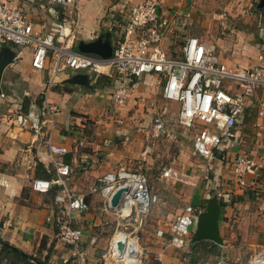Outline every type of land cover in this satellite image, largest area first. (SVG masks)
Returning <instances> with one entry per match:
<instances>
[{"label":"crops","instance_id":"1","mask_svg":"<svg viewBox=\"0 0 264 264\" xmlns=\"http://www.w3.org/2000/svg\"><path fill=\"white\" fill-rule=\"evenodd\" d=\"M75 1L70 9L54 0H0L19 8L35 33L70 35L75 52H79V42H90L101 35H109L113 45L129 9L143 0ZM162 1L159 9L171 22L163 47L173 54L180 36L201 37L188 33L187 21H195L197 15L172 11L170 1ZM201 38L213 44L219 58L228 64L251 66L256 64L257 55L264 52L238 34L237 38L232 35L228 44ZM4 49H12L15 57L0 81V92L5 95L0 98V251L8 244L49 264H68L63 262L72 259L70 249L57 241L54 224L48 221L54 213L57 188L37 193L31 187L36 178L55 176V157L70 165L72 171L65 179L74 194L87 192L104 174L119 167L146 175L158 200L151 205L137 233L142 264H204L220 256L225 257L227 264H250L261 252L264 166L258 170L256 185L243 191L234 182L232 163L237 155L264 162V118L256 113L259 101H264V89H258L248 101L233 135L217 151L213 169L206 173L200 169L203 159L194 151L193 131L166 125V130L154 137L157 133L152 131L153 120L167 104L155 77L128 79V100L124 106L116 107L112 92L120 79L113 71L112 77L89 71H64L55 76L51 61L41 70L31 66L30 48L0 46V52ZM78 74L87 76L88 85L69 81ZM104 78L110 79L112 85L105 86ZM99 79L102 85L97 84ZM44 98L59 109L53 123L44 118ZM167 108V118L175 120L178 105L169 103ZM18 115L26 119L25 124H20ZM256 123H261L262 128ZM50 145L63 147L67 152L53 155ZM147 147L149 152L145 154ZM168 167L175 168L181 180L163 178L162 170ZM212 201L218 205L221 243H193L187 251L169 246L171 227L185 207L195 210L192 239L198 215ZM87 204L86 210L72 212V226L82 230L81 246L87 263L101 264L109 241L101 238L100 231L110 220L106 214L111 213L103 211L99 194L89 196ZM0 264L8 262L2 259Z\"/></svg>","mask_w":264,"mask_h":264},{"label":"built area","instance_id":"2","mask_svg":"<svg viewBox=\"0 0 264 264\" xmlns=\"http://www.w3.org/2000/svg\"><path fill=\"white\" fill-rule=\"evenodd\" d=\"M54 1L70 9L76 3L75 0ZM170 23L166 14L160 11L158 0H143L133 5L113 44L111 58L103 59L94 54L75 52L70 35L35 33L32 23L19 8L0 2V46L30 48L31 66L41 70L51 61L55 76L64 71H89L112 77L113 71L120 79L112 92L116 107L124 106L128 100V79L145 75L155 77L167 104L153 120L152 131L157 133L154 137L161 135L166 125L193 131L194 151L203 159L200 169L208 173L213 169L216 151L233 135L232 131L248 101L258 89H264V52L257 55L254 65L228 64L219 58L213 44L201 37L185 35L176 39L174 53L168 54L163 43ZM0 98H5L1 92ZM169 103L178 105L175 120L167 118ZM42 110L44 118L52 123L59 112L58 107L46 98L43 99ZM256 113L259 118H264L263 100L259 101ZM17 118L20 124L26 123L21 115ZM256 126L262 128L261 123H256ZM174 139L177 140L178 136H174ZM50 152L61 156L67 151L63 147L50 145ZM148 152L149 147L144 153ZM57 159L52 158L55 176L52 179L36 178L31 187L37 193H48L57 188L53 196L54 213L48 221L54 224L57 241L71 251L72 259L63 263L88 264L81 246L82 230L72 226L71 214L86 210L87 198L99 194L103 211L117 215L123 222L122 227L135 225L131 232H126L125 228V231L113 234L101 264H142L137 233L151 205L158 200L150 190L146 175L119 167L104 174L98 184L87 192L74 194L65 179L72 169L69 164ZM263 166L264 162L237 155L232 163V173L239 189H252L257 183L258 170ZM161 175L163 178L181 180L175 168H164ZM118 190H123L120 202L117 207H112L111 200ZM194 212L191 206H187L177 216L171 227L169 246L187 251L192 245ZM204 264H227V260L220 256ZM250 264H264V247L251 259Z\"/></svg>","mask_w":264,"mask_h":264},{"label":"rangeland","instance_id":"3","mask_svg":"<svg viewBox=\"0 0 264 264\" xmlns=\"http://www.w3.org/2000/svg\"><path fill=\"white\" fill-rule=\"evenodd\" d=\"M167 1H170L172 11L188 12L192 13L193 16L196 13L197 19L195 21H187L188 33L190 32V34L207 38L214 43L227 41L228 44L229 41L233 40L232 35L237 38V34L240 37L246 36L253 44L263 41L264 8H255L259 0ZM158 4L163 5V1L158 0ZM177 16L175 17L177 18ZM180 17L179 15L178 18ZM106 216L110 220L104 223L103 230L100 231L101 238L104 236L105 240L109 241L115 232L125 231V228L126 232H131L135 226L122 227L123 222L117 215L111 213V216L108 214Z\"/></svg>","mask_w":264,"mask_h":264},{"label":"water","instance_id":"4","mask_svg":"<svg viewBox=\"0 0 264 264\" xmlns=\"http://www.w3.org/2000/svg\"><path fill=\"white\" fill-rule=\"evenodd\" d=\"M264 7V0H259L258 8ZM186 15V14H185ZM77 50L81 53L95 54L103 59H109L112 56L113 45L108 36L101 35L90 42H79ZM15 52L12 49H4L0 52V81L4 69L13 62ZM71 83L79 85H88L87 76L78 74L69 80ZM123 190H118L112 200V207H117ZM218 205L215 201L210 202L205 211L200 213L197 218L196 229L192 238V244L202 241H211L216 244L221 243V239L218 237Z\"/></svg>","mask_w":264,"mask_h":264},{"label":"trees","instance_id":"5","mask_svg":"<svg viewBox=\"0 0 264 264\" xmlns=\"http://www.w3.org/2000/svg\"><path fill=\"white\" fill-rule=\"evenodd\" d=\"M255 8H258V3L255 5ZM257 48L264 49V42L260 41L256 43ZM103 80V79H102ZM98 85L101 84V80L97 82ZM103 84L105 86H111L112 82L110 79L104 78ZM102 85V84H101ZM238 123V121H237ZM217 153V151H216ZM39 167V165H38ZM6 259L8 264H49L45 261H40L35 258L29 257L23 254L20 250L16 249L10 245H3L0 251V260Z\"/></svg>","mask_w":264,"mask_h":264}]
</instances>
